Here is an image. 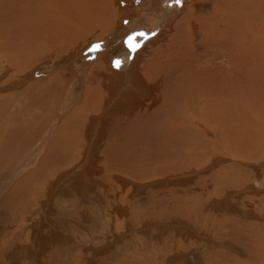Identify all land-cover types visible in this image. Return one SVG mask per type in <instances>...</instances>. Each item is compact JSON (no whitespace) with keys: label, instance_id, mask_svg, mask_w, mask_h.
I'll return each instance as SVG.
<instances>
[{"label":"rangeland","instance_id":"rangeland-1","mask_svg":"<svg viewBox=\"0 0 264 264\" xmlns=\"http://www.w3.org/2000/svg\"><path fill=\"white\" fill-rule=\"evenodd\" d=\"M127 1L0 0V52L2 37L10 45L18 42L17 49L11 47L15 58L22 55L19 44L44 42L45 35L57 37L62 28L88 34L75 43L45 40L46 49L30 51L27 77L12 69L2 80L0 95L33 104L24 111H35L37 122L17 139L28 144L20 157L0 161V264H264V154L258 158V150L249 147L248 156L256 159L248 167L235 164L232 156L237 142L251 146L263 139L251 122L259 121L252 106L264 109V63L250 65L243 41L252 31L259 34L264 0H251V7L240 2L238 8L227 4L232 0H164L168 8L161 24L131 32L128 26L139 16L142 0ZM197 1V7L203 3L199 8ZM212 1H219V12L211 9ZM86 5L92 6L88 12ZM195 10L204 13L201 22L191 24ZM111 16L125 32L119 26L96 40L101 28L112 27ZM137 31L147 37L138 36L139 47L131 51L126 41ZM94 45L99 49L92 50ZM138 68L155 77L165 94L161 105L149 107L150 92L138 97L128 88ZM88 93L100 104L96 111L82 109ZM130 95L141 97L140 103L124 116L129 107L116 100ZM192 104L198 117L213 112L215 122H190ZM10 107L3 115L15 110ZM117 113L122 119L110 133ZM258 127L264 131V124ZM181 131L188 146H177Z\"/></svg>","mask_w":264,"mask_h":264},{"label":"bare ground","instance_id":"bare-ground-1","mask_svg":"<svg viewBox=\"0 0 264 264\" xmlns=\"http://www.w3.org/2000/svg\"><path fill=\"white\" fill-rule=\"evenodd\" d=\"M108 1H110V0H108ZM127 1V0H126ZM129 1H132V0H128L127 2H129ZM141 1V0H140ZM163 1L164 0H142V2H140V3H142L141 4V8L138 10V12H139V16H136L135 15V18L132 20V22L130 23L131 24V26H128L129 27V29H127V31H134L135 29L134 28H139V27H142V26H144V25H149V27L150 28H154L155 26H157V24L159 23V21H160V19L161 18H163L164 19V17H166V15H165V12H166V10H167V8L168 7H166L165 5H164V3H163ZM199 1H201V0H199ZM199 1H197L196 3H195V5H196V8H199V7H201V5L203 4H200L198 7H197V4L198 3H200ZM204 1V0H203ZM202 1V2H203ZM256 1H258V2H260V0H256ZM165 2H167V1H165ZM230 2H233V4L232 3H229V2H227V4L229 5V6H234V8H238L237 6H240V2H243V6H247L248 4L250 5L249 7H251L252 5H254V3L251 1V0H239V2H238V0H232V1H230ZM207 3V5L209 4L208 2H206ZM218 3H219V1H215V2H211V4H210V7H211V9L213 10V12H215V13H217V12H219L218 11V9L220 8L219 6H218ZM168 4V3H167ZM183 4V3H182ZM226 4V5H227ZM260 4V3H259ZM107 5L109 6L110 5V2H108L107 3ZM261 5V4H260ZM91 5H86V8H84L87 12L88 11H90V9H91ZM112 7V6H111ZM209 7V6H208ZM219 7V8H218ZM102 8V10L100 9V7H99V9L101 10V11H103V7H101ZM194 8L195 7H193L192 9L194 10ZM202 8H204V7H202ZM207 8V7H206ZM204 9V12L205 11H207V9ZM79 9V8H78ZM84 9L83 10H81V11H84ZM171 9V8H170ZM201 9V8H200ZM99 10V12H101ZM105 10H107V8H105ZM122 10V9H121ZM188 10V9H187ZM191 10V9H190ZM223 9H222V7H221V13H224L223 11H222ZM257 10H258V8H257ZM260 10V9H259ZM108 11V10H107ZM117 11V10H116ZM74 12H75V10H74ZM117 12H119V11H117ZM204 12H199V11H194V12H192L193 14H192V18H191V20H190V22H191V24H192V21H197V22H201V20H202V14L204 13ZM112 13V12H111ZM208 13H209V11H208ZM76 14H77V12H76ZM124 14V13H123ZM127 14V13H126ZM126 14H125V16H126ZM211 14V13H210ZM213 14V13H212ZM259 14H260V12H259ZM262 14V13H261ZM103 15V14H102ZM115 15H116V13H115ZM134 15V14H133ZM138 15V14H137ZM207 15V14H206ZM112 16H114L113 14H112ZM110 17V18H112L111 20L113 21V24H111V26L112 27H109V28H107V29H103V28H101V30H99V33L97 34V39L96 40H100V39H102V36H106V35H109L111 32H113V30L114 29H118V27L119 26H123L124 24L122 23V22H119V23H117V21H114L113 20V17ZM170 16V15H169ZM221 16V15H220ZM228 17L229 16V14H225L224 16H221V17ZM128 17V16H127ZM123 18H124V15H123ZM211 19V18H210ZM226 19V18H225ZM9 20V19H8ZM129 20H131V19H129ZM25 21V20H24ZM162 21V20H161ZM160 21V23L159 24H161L162 22ZM167 21V20H166ZM188 21V20H187ZM129 22V21H128ZM216 22V21H215ZM215 22H213V23H215ZM218 22V21H217ZM216 22V23H217ZM261 21H260V19H259V23H258V25L256 26V29H258L257 30V32L259 33L258 35L257 34H255L253 31H252V33H251V37L250 38H247V39H245L244 41H243V45H244V47L245 48H248L249 49V52H250V59H249V62H250V65H251V62L252 61H254V60H257V61H259V62H262V63H264V21H262V24L260 23ZM185 23V22H184ZM184 23H183V26H185L184 25ZM189 23V22H188ZM83 24V23H82ZM218 24V23H217ZM126 25V24H125ZM146 25V26H147ZM167 25V24H166ZM256 25V24H255ZM59 27V26H58ZM127 27V28H128ZM207 27V26H206ZM184 28V27H183ZM202 28H204L203 27V25H202ZM121 29V28H120ZM125 27L123 26V30L120 32V33H124L125 32ZM252 29H254V28H252ZM51 30V29H50ZM216 30H218V29H216ZM49 31V30H48ZM55 31V30H54ZM103 31H105L104 33H103ZM115 31V30H114ZM209 31H211V30H209ZM58 32H61V37H60V35H57V37H59V38H57L56 37V33L55 34H52L51 32H49V33H51V34H49V35H45V39H44V42H40V43H35V44H33L32 46H29V44H27L28 46H26L25 44L26 43H21V44H19L20 45V47H19V51H22V55H18L16 58L14 57V55H15V53H16V49L18 48L17 46V43L15 44H12V45H10L7 41H6V39L4 38V37H2L4 40L2 41V45L4 46V49L5 50H3L2 52H0L1 53V55H0V60H1V62H0V81H2L3 80V78H4V76H5V74L8 72V71H11L12 69H16L15 70V72H17V70H18V72L20 73V74H17L18 75V77L19 78H25V77H27L28 76V74L25 72V68L24 67H26L25 65L27 64V58H32V55L30 54V51L32 52V54H35V53H37L36 52V50L37 51H39L38 49L39 48H42V49H46L47 48V46L49 45V44H52V43H54V44H56L57 42L59 43V41L58 40H60L61 42H65V43H68V42H70L69 40H71V42L72 43H75V42H78V41H80V40H78V39H82L84 36H88V34H86L85 33V31H79L78 32V30L77 29H74V28H62L61 29V31L60 30H58ZM155 32V31H154ZM133 33H138V31L137 32H133ZM20 34V33H19ZM119 34V33H118ZM178 34V33H177ZM255 34V35H254ZM113 35V34H112ZM161 35H162V33H161ZM164 35V34H163ZM186 36V35H185ZM19 37V36H18ZM18 37H15V38H18ZM22 37V36H21ZM112 37V36H111ZM88 38V37H87ZM263 38V39H262ZM10 39H12V37H10ZM19 40H20V38H18ZM23 39V38H22ZM112 39V38H111ZM119 39H125V34H121V35H119ZM137 39V38H136ZM25 40V39H24ZM45 40H49V42L50 41H52L51 43H49L47 46H45L46 45V43H47V41H45ZM11 41V40H10ZM15 41H18V40H16L15 39ZM41 41V40H40ZM23 42V41H22ZM32 42H33V40H32ZM34 42H35V40H34ZM138 42V41H137ZM189 42V41H188ZM120 43V42H119ZM114 44V43H113ZM110 45V46H114V45H116V44H114V45ZM1 45V44H0ZM53 45V44H52ZM70 45V44H69ZM124 44H122V46H123ZM13 46H16V49H11V47L13 48ZM45 46V47H44ZM30 47H31V49H30ZM73 47V46H72ZM2 48V47H1ZM102 48V47H101ZM36 49V50H35ZM107 49V48H106ZM33 50H35V51H33ZM41 50V49H40ZM56 50V49H55ZM108 50V49H107ZM112 50H113V48H112ZM141 51H140V49H139V51H137L136 52V55H135V61H133L134 63H130L131 65H130V67L128 68L129 70H130V73L132 72V70L134 69V68H132V65H134L135 66V62H136V59H137V56L139 55V53H140ZM58 53V52H57ZM78 53V52H77ZM173 53V52H172ZM191 53V52H190ZM100 54V53H99ZM101 56V55H100ZM191 57V56H190ZM197 57V56H196ZM232 57V56H231ZM233 58V57H232ZM14 60H19V62H17V65L14 63L15 61ZM195 61V60H194ZM100 61H96L95 63H93L92 65H96V66H102V65H104V64H106L107 63V61L106 60H104V61H102L101 63H99ZM1 63H4V67H5V69H4V71H1ZM99 63V64H98ZM199 63V62H198ZM246 64V62L244 61V62H242V64ZM261 63V64H262ZM29 64V63H28ZM83 64V63H82ZM31 65V64H30ZM199 65V64H198ZM202 65V64H201ZM259 65V64H258ZM257 65V66H258ZM263 65V64H262ZM261 65V66H262ZM2 66V67H3ZM16 66H18V68H15ZM146 69L145 70H149V65H148V63H146ZM204 65H202V66H199L200 68L201 67H203ZM245 66V65H244ZM255 66V65H254ZM32 67V66H31ZM233 67H234V64H233ZM259 67V66H258ZM264 67V66H263ZM37 68V66H34V68L33 69H31V73H34L33 71L35 70ZM88 68V67H87ZM90 68V67H89ZM126 68V67H125ZM136 68V67H135ZM232 68V67H231ZM128 69H123V71L125 72V70H127L128 72L127 73H129V70ZM140 68H138V72H134L135 73V75L133 76V78L132 79H130V81H129V85H128V88H134L135 90H137L136 92H137V96L139 97V93H148V92H150L151 94H149L147 97H148V102H149V107H151L154 103H159V105H161L160 104V102L162 101V102H164V98H165V94H161V89H160V86H158L157 84H156V80H155V77L154 76H152L151 78L148 76L149 75V73H147L146 71H140L139 70ZM257 69H259V68H257ZM261 69V68H260ZM259 69V70H260ZM252 71H253V69H251ZM134 71V70H133ZM256 71V70H255ZM264 71V70H263ZM258 73H259V71H257ZM262 72V71H261ZM60 73V72H59ZM123 73V72H122ZM126 73V72H125ZM129 73V76L131 75ZM148 74V75H147ZM257 74V73H256ZM260 75H262V74H260ZM259 75V76H260ZM189 77V76H188ZM150 78V79H149ZM20 80V79H19ZM105 80V79H104ZM103 80V81H104ZM159 80V79H158ZM41 81V80H40ZM161 81H163V80H161ZM165 81V80H164ZM158 84H160V83H158ZM162 84V83H161ZM179 84V83H178ZM5 85V83H4V81H2L1 83H0V87H3ZM244 87V86H243ZM251 87V86H250ZM127 88V89H128ZM163 88V87H162ZM199 89V88H198ZM197 89V90H198ZM251 89V88H250ZM255 89V88H254ZM129 90V89H128ZM127 90V91H128ZM232 90V89H231ZM241 90V89H240ZM245 90V89H244ZM252 90V89H251ZM250 90V91H251ZM124 91V90H123ZM253 91V90H252ZM259 91V90H258ZM89 92V91H88ZM157 92H159L160 94H158ZM200 92V91H199ZM201 92H203V91H201ZM225 91H222L221 93H224ZM191 93V92H190ZM220 93V94H221ZM94 94V93H93ZM112 94V97H113V93H111ZM133 93H131V95H132ZM181 94H183V93H181ZM198 94V93H197ZM225 94V93H224ZM252 94V93H251ZM130 95V96H131ZM151 95V96H150ZM183 95H185V94H183ZM230 95V94H229ZM94 95H92V94H90V93H88V94H86V96H85V99L86 100H88L89 102L86 104V103H82V109H88V110H90V109H94V111H96V109H99L98 107H99V103H96L95 101V103L93 102V99H94V97H93ZM136 96V97H137ZM157 96H159L160 97V99H158V100H156V97ZM187 96V93H186V95L185 96H183V97H186ZM198 96V95H197ZM221 96H223V94H221ZM136 97L135 96H131V98L130 99H128V100H125V99H119L118 97H117V100H116V104H121L122 103V101H125L124 103L126 104V106H128L129 107V110L128 111H126V113L124 112V116L125 115H127V114H131L132 112V108H136V106H137V104L138 103H140L139 102V99L141 98H137L136 99ZM143 97V96H142ZM194 97V96H193ZM190 98H192V97H190ZM200 97H198V99H199ZM215 98V97H214ZM108 99V98H107ZM112 99V98H111ZM110 99V100H111ZM147 99V98H146ZM170 99V98H169ZM184 99H186V98H184ZM188 99V98H187ZM186 99V100H187ZM202 99L203 98H201V100H200V103H201V101H202ZM217 99V98H216ZM256 99H257V96H256ZM102 100V99H101ZM100 100V101H101ZM113 100H114V98H113ZM185 100V101H186ZM192 100V99H191ZM112 101V100H111ZM217 101V100H216ZM219 101V100H218ZM84 102V101H83ZM115 102V101H114ZM167 103H168V99H167V101H166ZM187 102H188V104H190V99H188L187 100ZM192 102V101H191ZM194 102V101H193ZM202 102H205V101H202ZM211 102V101H210ZM220 102V101H219ZM124 103H123V106H124ZM170 103V102H169ZM221 103V102H220ZM253 103H257L256 102V100L253 102ZM81 104V103H80ZM105 104V103H104ZM187 104V105H188ZM204 104H206V103H204ZM210 104V103H209ZM238 104V103H237ZM10 105H13V107H14V109L15 110H13V109H10L11 111H9V114L7 115V116H5V115H3V113H4V111L5 110H7V108L8 107H10ZM31 106L32 107V105L31 104H28V103H24L22 100H20L19 98H16L15 99V97H9V96H7V95H0V109H1V107H2V110L0 111V161H4V159L3 158H7L8 156L9 157H11L13 160L16 158V157H20V155H21V151H23V150H21L22 148H24L25 147V149H26V147H28V144H25L23 141H21V142H17V139L22 135V134H24V133H27L28 131V129H30L32 126L34 127L35 125H36V122H35V125H34V120H36L37 119V117H36V114H35V111H32V110H28V111H24V110H26V108H24V107H28V106ZM103 105V104H102ZM158 105V106H159ZM164 105V104H163ZM168 105V104H167ZM201 106H202V104H200ZM221 105V104H220ZM240 105H242V104H240ZM257 109L256 108H254L253 106H252V112H253V114H254V116H255V119H258L259 121H253V122H251L254 126H256L261 132H263V133H260L259 132V134H261V136L260 137H263V139H261V141L259 142L258 141V143H259V145H254V144H252L251 146H249V143H248V141H246L244 144H241V145H239L238 144V142H237V144L236 145H238V146H236V147H233V150H234V153L232 154V156L234 157V160H235V164H238V165H244V164H246V166L248 167V165L247 164H250L251 162H252V160H255L254 159V156H248L249 154H247V150L249 149V147H254L255 149V152L258 150V152H259V154L257 155V156H259L258 158H262V156H263V154H264V131H262L263 130V128L261 129L260 127H258L261 123L262 124H264V109H260V107H262V106H260L258 103H257ZM17 106H19V109L20 110H18V111H16V109H17ZM89 106H91V107H89ZM122 106V105H121ZM169 106V105H168ZM171 106V105H170ZM169 106V107H170ZM191 106H193V104L192 105H189L188 106V109L190 110V113H191V115L188 117L189 118V120H190V122H199L200 124H202V125H206V124H210V122H215V118H214V116H215V114L210 110V112H212V113H209V114H204L203 112H201L202 113V115H201V113H198V114H200V116L198 117L195 113H196V110L194 111L193 109H192V107ZM238 106H239V104H238ZM30 107V108H31ZM153 107V106H152ZM205 108H206V106H204ZM210 107H211V109L213 108V106H211L210 105ZM214 107H215V105H214ZM218 107V106H217ZM256 107V106H255ZM259 107V108H258ZM11 108V107H10ZM96 108V109H95ZM123 108V107H122ZM125 108V107H124ZM123 108V109H124ZM127 108V107H126ZM229 108V107H228ZM161 109V108H160ZM169 109H171V108H169ZM208 108H206V110H207ZM216 109V108H215ZM88 110H86V111H88ZM125 110V109H124ZM165 110V109H164ZM173 110V109H172ZM171 110V111H172ZM235 110H237V109H235ZM239 110H242V106H241V109H240V106H239ZM82 111H84V110H82ZM202 111V110H201ZM209 111V110H208ZM174 112H175V110H174ZM189 111H187V113H188ZM195 112V113H194ZM22 113V114H21ZM98 113V112H97ZM172 113H173V111H172ZM206 113V112H205ZM22 116H24L25 117V119H26V121H22V120H24L23 118H22V120H20L21 118V115ZM77 114H80V113H77ZM176 114V113H175ZM185 114V113H184ZM213 114H214V116H213ZM87 115V117H88V114H86ZM118 113L117 114H115L113 117H114V122H112L111 123V125H110V130H109V132L111 133L112 131H114V128H116L117 126H118V123H120V121H121V119H122V117H120V118H118ZM180 115V114H179ZM189 115V114H188ZM89 116L91 117V120H92V117H96V114H95V112L94 113H89ZM170 116H171V114H170ZM174 116H176V115H174ZM77 118V117H76ZM97 118H98V116H97ZM85 119V118H84ZM179 119V118H178ZM185 119H187V118H185ZM215 119V120H214ZM181 120V119H180ZM188 120V121H189ZM119 121V122H118ZM165 121H167V120H165ZM171 121V120H170ZM169 121V122H170ZM178 121V120H177ZM182 121V120H181ZM180 121V122H181ZM184 122H185V120H184ZM174 123V122H173ZM165 124V123H164ZM186 124H187V122H186ZM215 124V123H214ZM170 125H173V124H170ZM175 125V124H174ZM217 125V124H216ZM213 126V130H215V129H217L218 127L217 126ZM219 125V124H218ZM169 126V125H168ZM187 126V125H186ZM157 128V127H156ZM169 128V127H168ZM174 128H175V126H174ZM35 129V128H34ZM38 129V128H37ZM176 129V128H175ZM182 129V128H181ZM210 129V128H209ZM39 130V129H38ZM37 130V131H38ZM156 130V129H155ZM155 130H154V132H155ZM161 130V129H160ZM169 130H171L172 131V129L171 128H169ZM194 130V129H193ZM174 131V130H173ZM183 131V130H182ZM181 131V132H182ZM196 131V130H195ZM194 131V132H195ZM43 131H42V128L38 131V133H42ZM105 132V131H104ZM157 132H158V129H157ZM177 132L176 133V138L178 139V140H182V138H183V140L182 141H179L178 143H177V141H175L176 143H175V145H177V146H179L180 144H182V145H184V146H188L189 144H188V142H187V140H185V138H184V136H183V133L184 132ZM146 133V132H145ZM144 133V134H145ZM152 134V133H151ZM142 136H143V134H141ZM165 135V134H164ZM168 135V134H167ZM167 135H166V137H167ZM169 135H170V131H169ZM25 136V135H24ZM37 136V135H36ZM141 136V137H142ZM145 136V135H144ZM149 136H150V134H149ZM154 136V135H153ZM146 137V136H145ZM144 137V138H145ZM151 137V136H150ZM187 137H188V135H187ZM148 138V137H147ZM255 138V137H254ZM27 139V138H26ZM32 139V138H31ZM38 137L36 138V140H33V141H31L32 143H35V142H37L38 141ZM166 139V138H165ZM169 139V138H168ZM174 139V138H173ZM258 139V138H257ZM148 140H149V138H148ZM151 140V139H150ZM161 140V139H160ZM171 140V139H170ZM170 140H168V141H170ZM246 140V139H245ZM253 141H254V139H252ZM30 141V140H29ZM43 141V140H42ZM173 141V140H172ZM157 142V141H156ZM156 142H154L155 144H156ZM165 142V141H164ZM164 142H163V140H162V143L164 144ZM31 143V144H32ZM42 143H44V141L42 142ZM161 143V142H160ZM161 143V144H162ZM171 143V142H170ZM173 143V142H172ZM30 144V145H31ZM163 144L161 145V146H163ZM165 144H169V142L168 143H166L165 142ZM174 144V143H173ZM43 145V144H42ZM135 145V144H134ZM136 145H137V142H136ZM170 145V144H169ZM190 145H192V144H190ZM215 145V144H214ZM223 145V144H222ZM233 145V144H232ZM224 146H225V144H224ZM227 146V145H226ZM165 147V146H164ZM180 147V146H179ZM192 147V146H191ZM229 146H227V148H228ZM231 147V146H230ZM166 148V147H165ZM187 148V147H186ZM235 148V149H234ZM239 150L240 149V151H241V154H239L238 152L239 151H236L237 149ZM250 148V149H251ZM24 149V150H25ZM155 149V148H154ZM162 149V148H161ZM169 149V148H168ZM188 149V148H187ZM157 150H159V148L157 149ZM165 150H167V148L165 149ZM174 150V149H173ZM155 151V150H154ZM160 151V150H159ZM168 151V150H167ZM166 151V152H167ZM172 152V151H171ZM258 152H256V153H258ZM164 154V153H163ZM175 154V153H174ZM253 154V153H252ZM165 155H166V153H165ZM153 156V155H152ZM161 156V155H160ZM159 156V157H160ZM168 156V155H167ZM166 156V157H167ZM162 157V156H161ZM174 157V156H173ZM163 158H164V156H163ZM8 160V159H7ZM10 160V159H9ZM86 160H88V159H86ZM169 160V159H168ZM12 161V160H11ZM11 161H10V163H11ZM174 161V160H173ZM183 161V160H182ZM7 162V161H6ZM5 163V162H4ZM3 163V164H4ZM264 163V158H263V160H262V164ZM1 164V163H0ZM3 164H2V166H3ZM12 164V163H11ZM171 164V163H170ZM21 165V164H20ZM243 167V166H242ZM250 167V166H249ZM85 168V167H84ZM246 168V167H245ZM18 169V168H17ZM19 170V169H18ZM65 170V169H64ZM240 174H242L241 173V170H240ZM124 177V176H123ZM245 176H243V178H244ZM90 179V178H89ZM246 179V178H245ZM86 181V180H85ZM89 181V180H88ZM264 181V180H263ZM262 181V182H263ZM251 186V185H250ZM261 186V185H260ZM259 188V187H258ZM255 190H256V188H255ZM257 191V190H256ZM260 191V190H259ZM264 191V188H262V192ZM251 208V207H250ZM184 238V237H183ZM180 250V249H179Z\"/></svg>","mask_w":264,"mask_h":264},{"label":"snow or ice","instance_id":"snow-or-ice-1","mask_svg":"<svg viewBox=\"0 0 264 264\" xmlns=\"http://www.w3.org/2000/svg\"><path fill=\"white\" fill-rule=\"evenodd\" d=\"M175 3L179 4L180 0H175ZM138 36L146 38L147 34L146 33H142V32L141 33H134L133 35L128 37V39L126 41V44H127V46L129 47V49L131 51H136L137 48L139 47V44L135 43L136 38ZM98 49H99V45H94L92 50H98ZM120 63H121L120 61H116L114 66L118 68V67H120Z\"/></svg>","mask_w":264,"mask_h":264}]
</instances>
